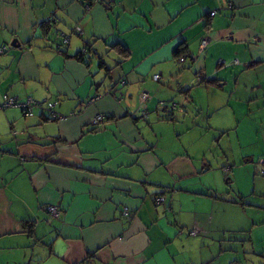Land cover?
Instances as JSON below:
<instances>
[{"label":"crops","instance_id":"crops-1","mask_svg":"<svg viewBox=\"0 0 264 264\" xmlns=\"http://www.w3.org/2000/svg\"><path fill=\"white\" fill-rule=\"evenodd\" d=\"M77 25L97 56L115 54L108 72L72 58L80 37L69 57L56 49ZM1 46L0 100L58 101L62 118L0 110V264H209L188 252L213 235L218 256L240 242L264 264V0H0ZM187 103L200 131L168 146ZM97 115L113 119L93 127Z\"/></svg>","mask_w":264,"mask_h":264},{"label":"trees","instance_id":"trees-1","mask_svg":"<svg viewBox=\"0 0 264 264\" xmlns=\"http://www.w3.org/2000/svg\"><path fill=\"white\" fill-rule=\"evenodd\" d=\"M97 3L102 4L103 6H105V8H110L111 5H112V3H113V0H81V5H82V8H83V11L84 12H87L84 9L85 5H89V7L91 8L93 4H97ZM53 23H55V20H51V19L48 20V21L42 22L41 28L39 30V32L41 34L40 35L41 38L47 37L49 34L51 35V32L53 30V25H54ZM76 27H79V26L78 25L75 26L74 29L71 32H69V33H59V31L56 32V35H58L60 37L59 39L56 38V39L59 40L56 49H58V51L61 52V53H65V56L69 57V55L66 54L65 50H63L62 47H65V46H67L69 44L70 39L72 38V36L80 37L81 40H82V47L74 55H72V58H74L75 60L83 63L84 65H88L89 60L92 59V58H94L96 60L97 66L100 69H105V71L108 72L109 71V68L107 67V64L105 63V61L101 57L97 56V54L91 50V47L93 46L94 41H88L86 38H82V33L83 32H81L79 34L76 31ZM29 43L30 42L25 43V44H29ZM2 47H5V50H4V52H5L7 50V47L6 46H1L0 48H2ZM113 48H116L117 51L120 53L119 55H121L123 58H127L128 57V51H127V49H125V48H123L122 46H119V45H113ZM183 52H184V49L183 48L177 49L175 51V53H174L175 54V58L178 59L179 57H181L182 54H183ZM91 54H92V57H91ZM182 57L184 58V56H182ZM119 64L120 63H117L115 66H118ZM110 88L111 89H109V90H113L114 87H110ZM2 96H1V99H2ZM27 97H31L35 102H38L40 104V106H34L32 108V115L31 116H33L34 115V112L37 110L40 113L46 114L49 119H55L54 117L51 116L50 112L47 109V106H48L49 103H53L54 104V106L52 108L53 113L58 114V115L61 116L60 113H57L56 111L53 110L54 107L58 104V101H52V100H48V99L38 100V99H34L32 96H26L21 101L25 100ZM177 107H178V105H177ZM17 109H19V108H17ZM19 110H21V109H19ZM21 111L25 115L24 111L23 110H21ZM25 116H27V115H25ZM61 118H62V116H61ZM112 119H113V117H111V116L103 115V120L100 123H102L104 120L107 121V120H112ZM55 120H59V119H55ZM99 124H95L93 122L92 123V126L93 127H97V125H99ZM93 129L96 130L97 128H93ZM260 162H261V164H264V160H260ZM260 174H261V176L264 177V168H261ZM166 192L167 191H165V193ZM157 199H161V201L160 202H157L156 201ZM164 200H165V197H161V196H155L154 197V202L156 204H161V203L164 202ZM45 209L47 211V207ZM194 230H196V229H191L190 232H189V234L192 235V236L196 235L198 233V231L196 230V233L193 235L192 234V231H194ZM87 258L90 259V256H88Z\"/></svg>","mask_w":264,"mask_h":264},{"label":"rangeland","instance_id":"rangeland-1","mask_svg":"<svg viewBox=\"0 0 264 264\" xmlns=\"http://www.w3.org/2000/svg\"><path fill=\"white\" fill-rule=\"evenodd\" d=\"M55 34V31H52L51 32V35H54ZM7 47L11 48L10 45H8ZM116 58L115 54L109 52V53H106L104 54V60L105 62L107 63V65H112L113 63H111V59ZM93 66L92 67H96L95 65V62L94 64H92ZM115 74V72L113 73ZM177 92V91H176ZM173 93L174 95L168 99L167 98V101L166 104H169V105H172L173 103H180V101H177L176 99V94L177 93ZM183 96V100H184V95ZM166 100V99H165ZM177 105V104H176ZM183 106V105H182ZM184 111L186 112L185 114H176L179 115L177 116V119L174 120L178 126L176 127V129L179 131L181 129V131L179 132H173L172 131V126H167L165 127V132L166 134H169L170 136H173L174 134V138L173 139H170L168 137V139H166V144L168 146H172L174 148H179L181 147V145H184V144H190V143H194V139L193 137L195 135H197V133H199V129L198 128H195L196 126H193L190 124V120L188 118V116L191 118L193 117L195 114L197 113H194L193 109L189 106V104H185L184 105ZM186 108V109H185ZM179 111H182V109L178 108ZM178 113V112H176ZM186 116V121L183 120V117L182 116ZM187 127L190 129L187 130ZM183 130V132H182ZM173 133V134H172ZM176 135H179V136H176ZM209 142V141H208ZM224 171L226 172V168L224 169ZM223 190H226V189H223ZM220 193V191H217ZM213 230H215V227H212ZM215 235H213L212 238L210 239H214ZM245 237H246V234H245ZM189 239H193V238H189ZM197 239V238H196ZM210 239H207L205 241L202 242V244L199 242V244H196L198 245L199 247V250L198 248L196 247V249L192 246H189V252L190 254L194 255L195 257H199L200 258V254H201V258H203L205 260L206 258V262L209 263V264H229L233 261H237L239 260V262L241 264H251V262L249 261L248 263L246 262V259H244L242 257V252H241V249H240V245L241 243L239 242L238 245H235L233 248V255L231 256V252H230V249H229V245H230V241H228L227 243H224V242H220L222 245V249L223 251L224 250H229L228 252L224 251L223 252V255L222 256H218L217 254V249H218V245L219 243H213L210 241ZM230 240V239H229ZM211 242V243H210ZM201 246V247H200ZM187 253V254H188ZM217 256V257H215Z\"/></svg>","mask_w":264,"mask_h":264},{"label":"built area","instance_id":"built-area-1","mask_svg":"<svg viewBox=\"0 0 264 264\" xmlns=\"http://www.w3.org/2000/svg\"><path fill=\"white\" fill-rule=\"evenodd\" d=\"M89 8H90L89 5H85V7H84V9L86 11H88ZM213 14H214V12L211 13V15H213ZM76 31L79 34L82 32L80 27H76ZM206 42H207V40H205V39L202 40L201 44H200V48H204V46L206 45ZM4 50H5V47L0 48V54H2L4 52ZM184 59L185 58H183V57L179 58V62H184ZM153 79L155 81H158L159 75H154ZM112 84H113V86L115 88V86H116V84H118V82H114ZM119 84L123 85V82L119 81ZM96 98L97 97L91 99L90 102L94 101ZM148 99H149L148 93L143 91L140 94L141 104L146 103L148 101ZM34 106H40V104L38 102H35L31 97H27L25 100L21 101L20 99H18L15 96H9L7 94H4L2 96V99L0 100V110H5V109H8V108H19V109L23 110L25 115H27V116H31L32 115V108ZM53 106H54L53 103H49L48 106H47L48 111L50 112L52 117H54L55 119H60L61 118L60 115L53 113V111H52ZM139 114H140L141 117H145V112L144 111H140ZM102 120H103V115H97L94 118L93 122L95 124H99ZM156 201L160 202L161 199H157ZM47 211L53 217H57L59 215V210L55 206H48L47 207ZM122 214L125 217H127L129 215V212H128L127 208H123L122 209ZM195 233H196V230L192 231L193 235Z\"/></svg>","mask_w":264,"mask_h":264},{"label":"water","instance_id":"water-1","mask_svg":"<svg viewBox=\"0 0 264 264\" xmlns=\"http://www.w3.org/2000/svg\"><path fill=\"white\" fill-rule=\"evenodd\" d=\"M11 46H12V47H18L19 44L16 43V40H13V41L11 42Z\"/></svg>","mask_w":264,"mask_h":264}]
</instances>
